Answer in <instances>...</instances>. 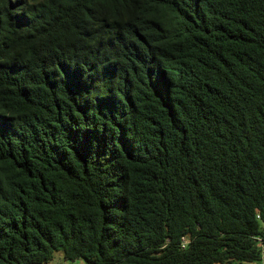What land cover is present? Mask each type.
<instances>
[{
	"label": "trees",
	"instance_id": "trees-1",
	"mask_svg": "<svg viewBox=\"0 0 264 264\" xmlns=\"http://www.w3.org/2000/svg\"><path fill=\"white\" fill-rule=\"evenodd\" d=\"M58 253L264 264V0H0V264Z\"/></svg>",
	"mask_w": 264,
	"mask_h": 264
},
{
	"label": "rangeland",
	"instance_id": "rangeland-1",
	"mask_svg": "<svg viewBox=\"0 0 264 264\" xmlns=\"http://www.w3.org/2000/svg\"><path fill=\"white\" fill-rule=\"evenodd\" d=\"M62 261L63 260H62V257H61V253H58V254L55 255V258L51 262H49V264H57L58 262H62ZM77 264H82V262L79 261V262H77Z\"/></svg>",
	"mask_w": 264,
	"mask_h": 264
},
{
	"label": "built area",
	"instance_id": "built-area-1",
	"mask_svg": "<svg viewBox=\"0 0 264 264\" xmlns=\"http://www.w3.org/2000/svg\"><path fill=\"white\" fill-rule=\"evenodd\" d=\"M69 263H72V264H77V262H65V264H69ZM58 264H60V263H58ZM63 264V263H62Z\"/></svg>",
	"mask_w": 264,
	"mask_h": 264
}]
</instances>
